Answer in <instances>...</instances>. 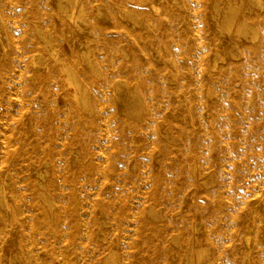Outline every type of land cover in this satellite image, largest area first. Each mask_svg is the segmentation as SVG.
I'll return each instance as SVG.
<instances>
[{"label": "rangeland", "instance_id": "rangeland-1", "mask_svg": "<svg viewBox=\"0 0 264 264\" xmlns=\"http://www.w3.org/2000/svg\"><path fill=\"white\" fill-rule=\"evenodd\" d=\"M1 1L0 87L9 59L15 85L9 101L0 98V185L8 211L24 226L14 230L12 243H0L2 264H264V0H130L121 7L113 0H89L87 6L78 0L83 20L76 23L54 5L44 10L54 13L59 33L43 20H28L26 35L38 40L41 26L56 54L66 49L79 58L86 46L90 55L96 47L104 53L110 46L93 34L96 28L113 40L120 62L136 60L138 82H119L121 96L136 97L132 108L141 120L118 115L108 98L110 115L95 132L99 144L91 147L96 164L90 177L72 174L82 161L92 163L77 147L81 137L74 138L66 169L42 162L37 176L25 170L27 158L60 152L70 132L57 130L51 145L40 116L31 113L39 109L25 100L17 78L23 75L17 57L23 6ZM240 21L252 29L246 37L235 32ZM42 54L53 63L44 47ZM89 105L92 114L82 115L97 119L98 106L92 99ZM117 119L125 121L118 130ZM130 121L144 131L129 129ZM117 155L123 162L114 160ZM237 173L244 174L243 182ZM28 177L35 182L26 186ZM30 186L46 196L31 195ZM154 190L162 200L151 201ZM71 194L78 213L68 218ZM4 205L0 226L8 220Z\"/></svg>", "mask_w": 264, "mask_h": 264}, {"label": "bare ground", "instance_id": "bare-ground-1", "mask_svg": "<svg viewBox=\"0 0 264 264\" xmlns=\"http://www.w3.org/2000/svg\"><path fill=\"white\" fill-rule=\"evenodd\" d=\"M12 1L13 0H2L1 4L2 5L4 4V6L6 7L9 5L11 6L13 5ZM63 1H65L64 6H63ZM113 1L115 6H119V7L126 6L127 4H131L130 0H113ZM252 1H254L258 5H260L261 3L260 2L261 0H252ZM142 2L144 3L145 0H142ZM90 3L91 1L86 0L84 5L87 6ZM17 4L23 6V9H21V11L17 13L18 17H20L19 26L23 27L22 34L24 36V40L22 42V50L19 51L18 49V54H17L18 62L19 65H21L22 67L21 71L23 72V75H18L17 78L18 81L21 82L22 84V89H23L22 93H24V98L29 103V105H32L39 109V111L31 112V113L34 115L37 114L38 117L40 116L39 117L40 125L44 129V135L47 132L48 135L47 141L49 140L51 145H53L55 139L56 140L58 139V137L55 135L57 130L60 129L66 133L70 132V134L68 135L69 138H67V136L64 135L65 136L64 139L66 141L65 143H63L60 152L57 153L52 149L53 151H50L45 155L37 154V157H35L34 160L31 158L30 159L27 158L25 161L28 164L25 170L28 171L29 172L28 174L32 177L39 175L40 170L38 169V165L41 164L42 162L46 164L51 163L52 168L55 167L58 163H60L61 166L64 165L63 167L65 168L69 164V162H71L72 160L71 152L73 151V148L76 147V144H74V138L81 137V142L77 147L83 148L85 150L84 151L85 157L87 159L89 158L92 163L85 164L82 161L78 166V168L74 170V172H72V174L74 176L84 174L87 175V177H90L93 175L91 174V170H93L96 164V162H94L96 161V154H94V152L91 150V147L94 148L96 147V144H99L95 138V132L98 131L100 127H103L100 121L106 120L110 115V111L105 110L104 107V105H106L105 102L109 100L108 98L112 99L114 105L116 106L118 115L120 112H124L125 114L131 116L132 118H135L139 121L141 120L139 118L138 110L132 108L133 102L137 101L135 100L136 97L131 93L129 95L121 96L123 88H122V83L119 82L120 79H124L126 81H131V82L133 81L136 83L138 82V77L136 75V71H137L136 60L135 59L131 60L129 65L120 62L116 54V47L113 40L105 39L106 35L105 33H102L104 32V30H97L96 28L93 29L92 31L93 34L95 35L97 34L98 36L105 37L103 38L102 42H104L106 46H110V47L107 50H105L104 53H100L101 49L99 47H96L95 50L92 52V55H90V51L86 46L85 50H82L79 58H77L74 52H72L70 56H67L66 49H63L61 54H56L51 47L49 37L44 36V34L42 33L41 26L36 27L38 40L32 36L30 37L26 35L25 26L26 23H28V20H31L33 22L38 20H43L46 28L49 31H54L55 33H59V29L54 24V19H55L54 13L51 11L50 12L47 11L48 13L44 11L46 10V7H48V5H52V6L54 5L56 8L60 10L61 15H63L66 19H68L73 23H76L77 21H82L83 5L79 4L78 0H70V1L69 0H17ZM28 6H30L31 8H28ZM33 6H36L38 10H42V12L36 9H32ZM258 7L260 8V6ZM216 10L217 9H215V11ZM101 15H102L101 12L97 9V13H96L97 18H100ZM119 16L121 18H124V14H122L121 12H119ZM108 17H112V15L110 16L108 15L107 18ZM5 19L7 20L6 17ZM113 21H115V19H113ZM233 22H234L233 20L230 21L229 23L230 28ZM92 24L94 25V23ZM236 26L237 29L235 32L245 37L248 36L252 31V29H250L249 26L243 21L237 23ZM6 35L7 37L10 36L11 38H13L14 37L13 29L8 28L6 31ZM42 47L46 49L47 54L49 57L52 58L53 63L50 62L42 54ZM70 47L72 50L74 49L73 45ZM14 51H17V49L14 48L13 52H10L8 54V57L13 55ZM13 63L14 62L11 59H9L8 64L5 66V72L3 75L4 83L3 86L0 87V98L3 101L10 100V97L12 95V90L15 85L14 82L15 78L13 74H11L10 72L11 71L10 66H12ZM98 64L100 65L103 64V68H101L103 69V73H101L96 69ZM28 65L31 68H28ZM144 80H146V78H144ZM90 99H92L94 104L98 106L97 111L95 112L97 119H90L86 116H83L81 113L83 110L86 111L89 115L92 114L93 111L89 107ZM130 101H132V103H130ZM121 102L123 109L120 110L119 105L121 104ZM117 122H119V124L115 123V126L116 129L118 130L121 127L120 124H122V122L125 121L117 119ZM126 126L133 131H136L137 129H139L142 132L144 131L141 128H136L133 121L127 122ZM41 138L42 136L40 135L39 139ZM87 146L90 147L88 148ZM114 160H117V162H123L124 159L121 155L120 156L117 155L116 158L114 157ZM25 161H22V163H24ZM68 174L71 173L69 172ZM243 176L244 174L241 175L240 173H237L235 179L237 181L243 182L244 180L242 179ZM29 179L30 177L26 178L24 181L26 186H29L31 182H35V180L32 179L30 180L31 182H29ZM68 182H69L68 185L71 186L72 180ZM39 186L42 185L39 184ZM29 190L31 195L38 194L41 197L46 196L43 192L38 193L33 188V186ZM73 194L69 196V200L71 204H70V208H68L67 210L68 212L65 214L67 215L69 213L68 218L71 215L73 214L77 215L78 213V212L76 213V206L78 205V203L75 202V197ZM150 197H151L150 198L151 201L158 202L162 200L161 196H159L155 190L151 191ZM0 202L2 204H5L4 206L7 207L6 213L8 215V220L3 222V225L0 226V243L3 244H5L4 242H6V244L12 243L11 241L15 236L14 230L16 228L23 229L24 227L23 220L17 216L14 210L8 211L6 197L4 196L2 185H0ZM180 209L181 208L179 209L175 208L172 212L179 213ZM104 210H105L104 208L102 209L98 208L97 211L103 212ZM20 215L23 216L22 214ZM52 217L54 216L52 215ZM241 219L243 222L245 221L244 215L242 216ZM1 222L2 221L0 220V223ZM55 222L56 223L54 226V232L59 234L61 227L59 226L58 220H55ZM93 222L95 221L93 220ZM243 225L244 224H242V226ZM6 233H9L11 238L9 240H5L4 238V240L2 241L1 236ZM32 243L35 245L39 244L37 241L34 240L32 241ZM193 244L194 241L191 243V247H190L191 252H193V247H192ZM199 254L201 253L199 252ZM1 257L2 259L0 260V264L3 263V259L5 257L4 252L1 254ZM199 260L200 258L197 259V262H199ZM8 264H12V263L10 262ZM37 264H44V262H38Z\"/></svg>", "mask_w": 264, "mask_h": 264}]
</instances>
